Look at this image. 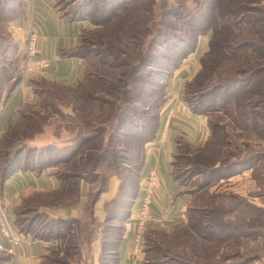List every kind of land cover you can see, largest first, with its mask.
<instances>
[{
    "label": "trees",
    "instance_id": "trees-1",
    "mask_svg": "<svg viewBox=\"0 0 264 264\" xmlns=\"http://www.w3.org/2000/svg\"><path fill=\"white\" fill-rule=\"evenodd\" d=\"M74 1L76 2L74 8L70 13H66L57 0L63 15L72 20L88 19L100 26L113 22L115 18L121 15L122 11L130 9L133 3L138 0ZM247 2L249 1L196 0L199 8L194 14L190 10H186L185 13L187 14H182L179 10L174 9L161 10V16L167 15L177 18L181 22L183 20L184 27L182 30L169 31L163 28L168 25L163 20L164 22L155 31L156 36L149 48L150 51L142 56L136 64L131 63L125 57L118 58L116 65L110 63L106 58L109 51L84 46L86 41L83 36L81 46L73 53L86 60L85 79L79 82L77 86L69 87L41 78L54 86H60L66 91L73 90L81 95L80 88L85 91L84 93H88L89 87L93 84L110 83L108 76L97 74L98 72L88 68V64L93 59H97L104 68L107 67L112 70L126 66L130 67L131 72H133L130 81L124 83L126 85L122 94L120 92L114 95L115 98L113 96V99L105 100L94 96V100L104 104L109 102L107 105L110 107V117L113 119L106 123L102 133L107 138L105 141L108 140L107 146L95 150V154L90 158L81 159L91 143L95 140L104 139V136H100L101 133L83 134L74 139L73 142L63 146L55 147L46 144L40 148H35L34 153L27 152L29 147L25 144L14 145L16 141L14 143L12 141L15 139V130L22 113V110L20 111L16 123L7 131L5 138L0 143V185L18 171L30 169L39 173L42 169L50 168L64 186L62 190L52 194L34 193L23 199L21 205L16 209L17 226L20 232L41 241L63 240L67 243L71 239L70 244H75L76 235L80 234L81 237H84L83 245L86 246L89 254L93 241L99 236L102 244L99 264H117L118 248L123 237V223L129 218L140 192L139 179L147 152L146 147L157 136L159 115L168 100V94L159 91L157 86L166 87L167 84H170L171 87L175 73L182 67L188 56L197 51L201 36L211 34L208 42L210 50L200 58V68L192 78L195 81L199 80L198 83L193 85L191 81H188L183 97L187 107L193 113L208 116V127L211 134L206 144L198 151L208 154L212 151L215 152L217 148L224 149L230 145L227 127L224 125L221 127L214 123L212 116L217 118L224 114H230L233 116L231 125H235L234 129H244L245 126L251 124L256 135L258 134L257 136L264 139V30L262 29L263 34L260 36L254 34L252 37H247L237 34L238 28L242 27L244 23L252 26L257 21L254 16H244L241 13L244 10L250 12L255 9L254 7H246ZM24 7V0H0V35L4 32L9 33V23L20 16ZM11 32L13 34V31ZM6 40L0 36V99L5 93L9 94L14 91L22 80V73L18 69L11 70L6 65L1 66L2 57L4 54L6 56L9 49L10 51L12 49L11 44L6 43ZM16 45H14L15 49L13 50L18 52L19 48ZM109 55H112V52ZM218 61H221V64H228L230 71L218 72L220 70V67H217ZM22 63L23 58L21 68ZM210 73H216L215 82L210 81V79L209 84H204L201 80L210 76ZM41 79L33 81L32 87H34L36 95V100L33 103L39 101L42 95L41 89L37 87ZM118 86L116 85L115 88ZM122 86L120 85V87ZM114 91L118 90L114 89ZM122 95L124 101L127 102L125 105H120L118 101ZM134 95H136L137 102H133L134 105H132L130 99L133 100ZM29 104L31 103L25 106ZM126 105L129 109H124ZM259 105L262 106V111L256 112L255 108ZM29 119V116H23L22 125ZM10 141L14 146L5 151V147L2 146ZM249 145L247 142L246 146ZM184 146L196 147L183 138L176 140L177 150L172 161V177L180 182L186 193L193 196V202L196 194L205 199H208V196L212 199L217 198V196L222 197L223 195L205 197L206 195L203 193L210 184L241 174L248 167L253 168L258 162L264 160V152L262 151H257L253 155L241 159H235L232 156V160L224 159L223 161L220 159L219 161H210L208 158H204V155L202 157L199 154L200 157L194 160V164L192 163L191 168L186 171L187 173L192 172L194 176L198 177L195 180V187L188 190L182 180V174L177 171L175 166L176 159L180 156ZM78 161L81 162L80 166H78ZM107 163L110 167L117 168L114 174L120 180V185L117 193L105 203V219L101 220L95 216L93 207L101 195L107 192V184L102 180L98 189L93 191L92 187L93 183L97 182L93 178L99 177L97 173L102 167H106ZM68 165L72 167V170H67ZM81 181H86L90 185L89 197L84 205L85 215L83 218H55L40 210L42 207L51 204L75 206L81 191ZM231 196L233 195L231 194ZM43 197L46 198V202L41 201ZM39 201L42 204H39ZM193 202L187 210L188 228H177L175 231V233L181 234L183 239L181 246L184 249L188 247L189 243L185 236L193 237L198 245L193 246V255H188L186 251H184L185 254H178L177 256H169L163 253L161 258L154 261L150 260V254L156 249L160 250V248H156L155 244L152 246V242H148L146 239L151 240L150 236L155 232H167L161 229H149L145 232L143 250L146 253L142 264H255L260 261L264 252L261 253L256 250L254 254H248L249 242H247L246 248L243 247L244 249L240 250V245L244 244L243 239L237 237L233 229L232 232L229 231L228 227L231 226L229 223L225 225L222 220H219L220 218L215 216L220 211L219 209L214 213L213 207H197ZM228 210H230L229 214H232V211L236 209L228 208ZM255 210L264 214L262 208ZM252 237V240L257 242L258 239L254 234ZM234 240L235 242H232ZM226 245L232 248L235 246L237 249L234 250L233 248V252H228V249H224ZM48 256L45 254L44 258L46 259ZM9 260V256L0 254V264H8Z\"/></svg>",
    "mask_w": 264,
    "mask_h": 264
},
{
    "label": "rangeland",
    "instance_id": "rangeland-1",
    "mask_svg": "<svg viewBox=\"0 0 264 264\" xmlns=\"http://www.w3.org/2000/svg\"><path fill=\"white\" fill-rule=\"evenodd\" d=\"M73 1L74 0H58L61 4V8L65 10L66 13H70L74 8L76 2ZM247 1L249 2L245 4L246 7H254L255 9L250 12L244 10L243 12L241 11V13L244 16H254L257 21H255L252 26L244 23L242 27L238 28L239 31L237 34L247 37H252L254 34L260 36L264 32H262V29L264 30V0ZM157 7H160L161 9H158ZM198 8L196 0H138L133 3L130 9L122 11L121 15L115 18L111 23L98 26L90 21L91 26L83 31V36L86 41L84 46L93 49H106L109 53L112 52V55H109L107 52L106 58L110 63L115 65L117 64L116 61L118 58L124 57L131 63L136 64L142 56L150 51L149 48L152 46L153 40L156 36L155 31L162 22L165 21L168 23V25L163 28L168 29L169 31L182 30L184 27L183 20L181 22V20L177 18L167 15L161 16V10L164 9L166 11L174 9L177 11L179 10L182 14H184L186 10H190L192 11V14H194ZM13 23L14 21L8 25L9 33L4 32L0 35L3 40L4 38L7 39L5 42L11 44L10 46L12 47L11 51L9 49L6 56L4 54L2 57L1 66L6 65L11 70L18 69L20 73H22V52L20 49H18V52L13 50L15 49V44H17L16 46L19 48L17 40L13 37L14 33L12 34L11 32L13 31ZM210 35L211 34L204 37L201 36L199 40L198 49L194 52L199 58L206 55L210 50L208 48ZM257 42L260 43L259 41ZM217 67H220L218 72L229 70V65L226 63L221 64V61L217 64ZM88 68L98 72L97 74L108 76L110 83H99L100 85L93 84V86L89 87L88 93H84L85 91L80 88L79 92H81V95H79V93H75L73 90L66 91L60 86H54L41 79L37 87L41 89L42 95L39 98V101L31 103L22 109V113L18 119L19 123L15 130V139L12 141V143L16 141L14 145L25 144L29 147L27 152L34 153L33 150L35 148H40V146L46 144H51L55 147L63 146L73 142L74 139L83 134L90 135L92 133H101L100 136H104L102 134L105 129L104 126L109 120L113 119L110 117L111 110L107 105L109 102L104 104L93 98L96 96L97 98L101 97L105 100L111 99L114 95H117L120 92L122 94L123 88L126 85H124V83L130 81L133 72H131L130 67L126 66L121 68L117 67L112 70L107 67L104 68L97 59H93L88 64ZM196 73L188 79L193 85L197 84V81H199L192 80ZM209 75L210 76L201 80L204 84H209L210 79V81H214L216 73H210ZM187 83L183 88L182 99L185 95ZM116 85L119 86L115 88ZM120 85L123 86L120 87ZM157 87L159 88V91L162 93L164 92V94L166 93V95L168 94L169 96L171 91L170 84H167L166 87ZM114 89L118 91L113 92ZM133 97V100L130 99L132 105H134L133 102H137L136 95ZM118 101L120 105L127 104L123 99V95ZM145 107H147V105H145ZM124 109L129 108L126 105ZM255 109L257 110H255L256 112H261L262 106L259 105ZM23 116H29L30 119L22 125ZM212 117L214 123L219 124L221 127H223V125L227 127L226 130L229 132L230 145L224 149L217 148L215 152L212 151L208 154L198 151L206 143L196 146L195 148H188L186 146L182 148L183 150L181 151L180 156L176 159L175 166L177 167V171L182 174V180L185 182L188 190L195 187V180L198 177L194 176L192 172L187 173L186 171L191 168L192 163L194 164V160L200 157V155H202V157L204 155V158H208L210 161H219V159L223 161L224 159L232 160V156H234L233 158L235 159H241L253 155L257 151L264 152V139H262L261 136H257L258 134L256 135V131L251 124L245 126L246 128L244 129H234L235 125H231L233 122V116L230 114H224L217 118L215 116ZM114 120L117 119L114 118ZM106 139L107 138L104 136V139H99V141L95 140L91 143L81 159L90 158V156L95 154V150L103 149L104 146H107L108 140L105 141ZM247 142H249V146H246ZM12 143L10 141L2 147H5V151L10 150L14 146ZM77 163L78 166L81 165V162L78 161ZM69 167H67V170H72V167ZM115 170L117 171V168L110 167L109 163H107L106 167H102L99 173H97L99 177L93 178L94 180L96 179L97 182L93 183L92 190L95 191L98 189V187L101 186V181L104 180V182H106L105 184H107V192L103 193L101 197L106 196V194L111 191L112 183H115L116 181L118 186L114 189L115 195L120 185V180L114 174ZM244 172L245 174H243ZM119 175L123 177V175ZM108 179L109 182H107ZM219 181L220 182L216 181L205 188V193L203 194L206 195L205 197L208 195H223L222 197L217 196V198L214 199L210 197V199L208 196V199H205L202 198L201 195L199 196L196 194L194 197L195 201L192 202L197 207H213L214 213L219 209L220 211L215 214V216L220 218L219 220H222L225 225L226 223H229V225H231L228 227L229 231L232 232L233 229L234 232H236L237 237L243 239L244 244L240 245V250L246 248L247 242H249L248 254L252 255L256 250L263 253L264 214L259 213V211H256L255 209L262 208L264 210V160L258 162L253 168L248 167L241 172V174ZM231 194L233 196H231ZM41 201L46 202V198L43 197ZM38 203L42 204L40 201ZM42 208L40 209L41 211ZM228 208L236 210L232 211V214H229L230 210H228ZM254 222L255 224H253ZM20 233L26 238L25 234L22 232ZM253 234L258 239L257 242L252 240ZM79 235H76L77 238L75 244H70L71 239L67 243L63 240L57 241L59 243L58 249L55 251L53 250L55 253H52L51 251L46 252L49 256L46 259L44 258L42 264H88V261H90L89 253L87 252L88 249L83 245L84 237ZM180 235L178 232L175 233V231L173 233L159 231L150 236L151 240L146 239V241L152 242V246L155 244L156 248H160V250L156 249L150 254V260L154 261L161 258L163 253L169 256H177L178 254H185L186 252L188 255H193L194 250L192 248L197 245V243H195L193 237L185 236V239L188 240L189 243L188 247L184 249L181 246L183 239ZM232 242H235V240ZM73 246L74 249H72ZM233 248L234 250L237 249L235 246ZM233 248L227 247V245L224 247L225 250L228 249V252H233ZM255 264H264V253L262 254L260 261H257Z\"/></svg>",
    "mask_w": 264,
    "mask_h": 264
},
{
    "label": "crops",
    "instance_id": "crops-1",
    "mask_svg": "<svg viewBox=\"0 0 264 264\" xmlns=\"http://www.w3.org/2000/svg\"><path fill=\"white\" fill-rule=\"evenodd\" d=\"M24 3V10L13 23L14 37L22 51L26 31L33 27L39 36L38 56L47 59L50 66L45 73L29 77L20 88L9 94L5 93L0 99V143L7 131L16 123L22 108L36 100L33 81L43 78L63 86L75 87L86 77V60L73 51L81 46L82 32L91 26V22L88 19H69L60 11L57 0H24ZM199 61L200 58L195 53L191 54L172 79L168 100L159 115L157 136L146 147L147 152L139 179V195L129 218L123 223V237L118 248L117 264H142L145 259L144 244L139 246L137 242L136 225L140 218L143 186L151 174L156 177L157 189L146 231L161 229L173 233L177 228L187 229L189 226L187 210L193 196L186 193L180 182L172 177V161L177 150V139L183 138L193 146H200L207 142L211 134L208 116L193 113L182 99L184 85L199 70ZM112 184L111 191L100 197L93 207L95 216L101 220L105 219L104 205L114 195V189L118 186L116 181ZM80 185L81 191L75 206L51 204L42 210L55 218H83L90 185L86 181H81ZM63 187V182L50 168L42 169L39 173L26 169L12 174L1 184L0 193L8 205L13 225L20 231L17 228L16 209L23 199L34 193L52 194ZM58 247L59 243L55 240L41 241L26 235L13 255L0 253L10 257L8 264H42L46 252L55 251ZM89 255L88 264H99L102 255L99 236L93 241Z\"/></svg>",
    "mask_w": 264,
    "mask_h": 264
},
{
    "label": "built area",
    "instance_id": "built-area-1",
    "mask_svg": "<svg viewBox=\"0 0 264 264\" xmlns=\"http://www.w3.org/2000/svg\"><path fill=\"white\" fill-rule=\"evenodd\" d=\"M39 36L33 27L25 34V43L22 48V80L17 88H20L29 77L48 71L50 62L38 56ZM157 189L156 177L151 174L143 186L142 204L139 213V221L136 225V238L139 246L144 244L146 228L150 223V210ZM22 234L13 225L8 212V205L0 193V252L14 254L15 250L23 242Z\"/></svg>",
    "mask_w": 264,
    "mask_h": 264
}]
</instances>
